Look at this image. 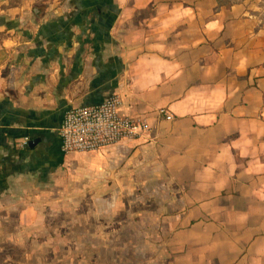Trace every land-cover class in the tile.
Returning <instances> with one entry per match:
<instances>
[{
    "label": "crops",
    "instance_id": "crops-1",
    "mask_svg": "<svg viewBox=\"0 0 264 264\" xmlns=\"http://www.w3.org/2000/svg\"><path fill=\"white\" fill-rule=\"evenodd\" d=\"M113 95L147 132L65 155V112ZM0 264H264V17L0 0Z\"/></svg>",
    "mask_w": 264,
    "mask_h": 264
},
{
    "label": "built area",
    "instance_id": "built-area-1",
    "mask_svg": "<svg viewBox=\"0 0 264 264\" xmlns=\"http://www.w3.org/2000/svg\"><path fill=\"white\" fill-rule=\"evenodd\" d=\"M121 105V99L113 95L98 105L67 110L58 130L62 152L65 155L96 153L144 135L146 124L123 115ZM159 113L166 120H172V116L164 110Z\"/></svg>",
    "mask_w": 264,
    "mask_h": 264
},
{
    "label": "rangeland",
    "instance_id": "rangeland-1",
    "mask_svg": "<svg viewBox=\"0 0 264 264\" xmlns=\"http://www.w3.org/2000/svg\"><path fill=\"white\" fill-rule=\"evenodd\" d=\"M220 1L226 5L232 3L247 4L249 5V7L253 8L256 14L260 15L261 18L264 17V0H220ZM129 253H132V251L130 250Z\"/></svg>",
    "mask_w": 264,
    "mask_h": 264
},
{
    "label": "water",
    "instance_id": "water-1",
    "mask_svg": "<svg viewBox=\"0 0 264 264\" xmlns=\"http://www.w3.org/2000/svg\"><path fill=\"white\" fill-rule=\"evenodd\" d=\"M33 144H35V141L34 142H30V146H32Z\"/></svg>",
    "mask_w": 264,
    "mask_h": 264
}]
</instances>
